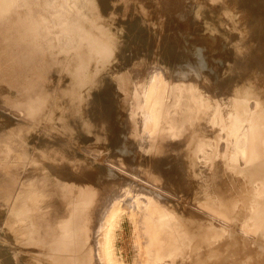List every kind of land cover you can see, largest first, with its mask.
<instances>
[{"label":"rangeland","instance_id":"1","mask_svg":"<svg viewBox=\"0 0 264 264\" xmlns=\"http://www.w3.org/2000/svg\"><path fill=\"white\" fill-rule=\"evenodd\" d=\"M102 1L105 3L104 8L107 10V14L111 12V7L114 10L120 11V16L124 20L120 22L119 25L124 24L125 27V30L121 31L120 35L122 39L124 38V41H127V46H124V41L123 44L121 43L124 47L121 46L118 40L116 43L117 49H115V46L111 47L113 46V43H111L112 45L109 46L111 49L108 50V55L109 59H111V57L113 58V56L114 58L108 62L111 61V64H109L112 66H105L106 70L105 68H103V70L102 68L97 70H100L99 74L109 71L108 73L106 72L108 75L105 74L107 78L108 76H112L108 78L111 80H109V83L111 82L109 85L114 88L111 87L110 90L109 86V90L112 93L110 105L107 107L100 95H95V97L90 100L86 99L85 102L83 101L85 97L83 100H79L80 105H84L83 103H87V105L79 112L80 115L77 116H83L87 114L89 110L94 114L101 108H103L102 112L104 113L102 117L97 118V120H95L96 122L92 124H88V122L84 124L82 122L85 132L93 130L95 126L102 129L115 128L118 141L116 143V148H120L118 150L121 151L123 149L125 152L130 151L139 140V132L140 135H142L141 124L143 122V117L148 114V112L146 113L143 103L145 99L142 97L143 95L145 96L150 82L155 79L153 82H156L157 91L159 88L158 84L163 86L166 81L174 87L179 86L178 90L184 88L185 91V89L190 86L195 91L193 92L194 94L191 93L192 97H198L195 101L197 121L206 122V112L209 110L212 115L217 116L215 119L218 122L220 133H218L219 135H214L215 138L212 136L202 137L198 141L207 151L200 153V155H205V159H201L198 163V165L202 167L201 171L195 172L196 175L200 176H197V181L200 185L198 184V193H195V197L193 196V199L189 201L190 205L200 204V202L205 201V207L208 205L215 210H222L223 218H216L220 220L221 223L216 219H213V221H217L215 223L220 226L219 233L221 234L222 244L225 243L226 245L224 248L218 249L216 240L212 236L203 238V234L198 233L197 235L201 241H205L206 239L210 241L207 245L203 244V249L206 251L204 256L209 260L210 264H264V206L260 204L262 203L261 198L264 195L263 191L260 190V187L264 183L262 181L264 177H261L257 173L258 168L264 167V157H260L261 151L259 150L253 151V156L251 155V150L253 148L258 149L260 146L254 144L255 137L253 136L254 131L251 125V122L257 119H261L260 121H256L258 122L257 127L259 126V133L261 136L259 137L261 139L258 138V143H261V148L264 147V0H240L238 4L223 3L220 0H130L136 10L134 8L129 11L119 6L114 2L115 0ZM5 3L4 6L2 5L3 9L6 7ZM24 3L26 2H23V0H14L9 4L14 19L19 16L25 5H28H24ZM34 3H36V0L33 1L32 4ZM80 7L83 6L80 5L76 8L79 9ZM36 8L37 7H35V10ZM32 10L34 9L30 11L32 12ZM227 10H230V16L227 15ZM92 11H95V7ZM35 12H37V14H34L36 16H28L21 26L23 31L31 32L32 35L37 36V41L39 43L26 44L25 46L23 44L17 54L18 61L12 63L6 61L3 63L4 66L0 65V77H5V82L11 87L9 91L4 89L0 90V156H3V158L0 159V243H2L0 248H3L5 254H8L11 260V253L18 248L19 263L21 264L29 260L27 247L31 248V245L41 242V237H33L37 227L31 224L33 227L32 229L28 224L27 219H29V215L28 217L22 212L20 214L14 212V215L11 217L13 220L6 219V212L12 209V203H15L17 200L18 203H24L28 197L34 194V192L31 191V193L30 190L26 191L25 189L19 190L20 193H17L15 188L14 190H12L11 187V189L9 188V184H11L14 179L16 181L20 178L22 179V174L25 177L32 176L37 179L43 171L38 173L40 169L37 168L36 165L41 166L42 169L46 170L47 174H49L54 173L57 167L65 163L63 161H65L66 156H63L58 149L61 148L60 145L67 146L66 142L73 140L71 136L66 134V130L68 129L70 121L74 118L75 106L77 105L76 94L77 92L79 93L81 91L82 93L84 91L82 94L88 97L91 94H97L99 91L92 88L91 85V81L94 77L92 76L94 75V70H90L92 73L89 71L86 75L83 68L86 63H88L87 61L90 62V59L92 60L95 56L104 55L106 50L104 47H98L97 51L93 52L89 51L88 48H83L84 53L82 54L86 56L83 55L87 61L85 58L83 59L82 55H77L78 58L76 60L80 66L73 70L72 63L75 62V59H70L71 47L68 44H63L64 40L59 36L53 45L55 52L52 53V55H56L55 57L59 61V64L56 66V68H58L57 72L49 76V81L46 80L43 82L44 74L42 73V68L46 66V68H49V66L44 65V62L41 63V61L37 59L36 53L41 52V50L50 49L51 46L48 39L53 32L51 27L56 30L55 32H58V28H62V26L66 27L70 25V28H74L75 31L84 28V25L87 31L88 27L87 23L82 24L80 22L81 20L71 12L48 14L49 18L45 20V22H40L38 20V18L41 19L39 10L37 9ZM33 13L34 12H32V14ZM15 15L16 17H14ZM227 17L232 19L233 24L222 26L224 34L215 35L209 30V26L218 25ZM103 18L104 15H100L96 24L103 27V34L101 33V37H107L105 41L109 43L113 40L108 36L109 27H111L113 22L111 17H105V24L103 23ZM187 21H193V23L189 24ZM46 22L47 25H44ZM12 23L14 25L13 20ZM45 26L50 27L46 29ZM95 32H98V30ZM54 35L55 37L53 38H57V34L53 32V36ZM127 39H129V41ZM105 41L101 42L104 44ZM130 41L133 42L131 43ZM127 47L130 48L128 49ZM136 47L138 49L142 47L141 50L139 49L142 56L139 53H137V55L134 54L136 53ZM120 51L133 52L126 54L127 52L120 53ZM63 52H65V54L67 53L68 57H65ZM2 53L4 56L5 52ZM30 55L32 56L29 58ZM124 55L128 57L126 58ZM145 55L151 58L145 59ZM120 56L123 58H120ZM58 57H61L62 60L60 58L58 59ZM255 58H258V61H256ZM82 59L86 62L84 63L85 65L83 64L84 66L82 65ZM115 59L120 60L116 61ZM80 62L82 63L80 64ZM208 62H211V64H208ZM69 63H71V65ZM64 65L66 67L68 66V69H70L66 71L67 73L64 72L67 70L66 68L63 69V67H65ZM8 66L10 68H8ZM115 66L119 67L115 69ZM239 66H242V71L240 72H242L243 75L240 76V79L244 81L242 84L244 88L248 89L250 84L252 85L251 82H258L262 86V93L260 96L254 97L248 90L242 94H235V90L230 86L227 87V83L220 82V79L223 78L225 81L232 83V87H235L237 82H235L230 74H228L229 77H227L226 74L238 69ZM59 68H62L63 71ZM107 68L110 69L107 70ZM60 71L61 73L58 74ZM75 71H77V75L81 77V79L75 78L72 80ZM97 71L94 73H98ZM111 71L113 75L109 74ZM56 73L58 75H56ZM155 74L158 80L153 77ZM83 76L85 77L83 78ZM67 78L70 80L68 81ZM79 79L80 81H78ZM58 80L59 82H57ZM249 80H251V82ZM162 81H164L163 84L160 83ZM176 81H178V83L180 82V85ZM183 83H185L184 86H182ZM39 84L42 88L48 89L49 93L46 96L38 98L33 95H31L32 98L26 97L30 91L39 87ZM115 84L120 87L119 89L121 92H117L118 88H115ZM86 85L89 86L87 87ZM194 87L196 88L194 89ZM114 90L116 92H114ZM181 90H179V92H181ZM167 92H163V94L166 95L163 98L164 104L166 105L170 99V92ZM49 97L56 100L58 106L57 112L59 111L60 113L58 112V114L61 116L59 115L57 118L54 116H46V101ZM14 98H20L21 100H27L28 98L31 101L29 104L23 102L19 104L20 107H15L10 104V102L13 103L12 100ZM237 101L240 105L237 104ZM140 105H142V107ZM121 106H124V108L121 109ZM25 107L28 109H26V112L37 111L39 116L35 119L24 118L22 109H25ZM166 109L167 107L165 106L161 111L165 113ZM128 116L131 118V120H129L133 121L131 122L132 124L129 123ZM148 116L153 120L151 122H154L152 116L149 114ZM164 119L168 121L165 120L164 124V121H162L163 118L161 119L162 129L169 127L173 123L165 116ZM209 124L215 125V120ZM151 126L153 127V124ZM43 127L44 129H41ZM138 127L139 129H137V131L139 130V132L135 129ZM36 128L37 130L34 131ZM240 131L241 134H239ZM136 135H138L137 138ZM148 135L149 138L148 136L146 137L148 140L156 139V137L154 138L155 135L153 137L150 133H148ZM150 142H152V140H150ZM210 144H215L216 149H211L210 151L208 148ZM91 145L92 144H88V142H83L81 147L78 146L79 149L77 154L81 156L83 161L85 160L88 162V159L85 158L88 156L90 160H92V158L94 159V152L96 151L97 155L95 158H97V160L95 159V161H97L96 164L101 167L99 173L108 175V168L104 165L106 162L103 160L107 156V146L103 145L102 150L104 151H99L96 147ZM101 148L102 145H100V149ZM147 154H154L157 156V152L151 149H149ZM218 154L220 158H217ZM85 155L87 156L84 157ZM173 155H166L167 160L165 165L163 164L165 161H161V159L157 160L156 163L159 165L160 171H166L168 165L172 168L174 164L178 163L177 161L180 162V157H177L175 154ZM249 155H251V159ZM52 156L53 159H51ZM206 156H209V159ZM108 157L109 155L107 158ZM124 159L125 158L121 159L119 157L115 159V162L121 164L126 163ZM101 160H103V162ZM252 160L257 161L254 162ZM251 161L253 163H250ZM119 163L115 164L118 165ZM9 164H16V166L21 165V168H19L21 170L19 172L12 170L8 167ZM171 168H169V171L172 174L175 173V170ZM128 170V172L131 173L130 177L128 176L129 178L132 177V180L138 179V177H135L137 176L136 173L133 175V172H130V170L135 171V169ZM59 171L60 174H58V172L55 173L59 176L64 174L62 168ZM126 172L124 171L122 173L128 174ZM91 175L93 177L94 173H91L90 176ZM92 177L89 179H92ZM110 178H113V175H111ZM81 180L82 177H80L79 181ZM129 180L130 179H128V181ZM161 180L164 181V179ZM185 180H178L179 185L177 184L178 187H176V190L179 189L177 191L174 190V196H177L175 200H172L173 198L170 199L171 197L169 199L166 198L164 194L157 192L143 182H138L139 185L136 183L137 185L134 186V191L135 194L141 193L140 195H148V193H152L153 195L155 193L154 195L157 194V197H162L164 200L167 199V202L175 201L176 203H181L182 199L188 196L189 198L191 197L190 194H185L182 191L183 189L185 190V188L189 191L192 190L191 187H189L191 183L189 177H187V179L185 178ZM202 180L205 182L203 183ZM38 184L41 193L46 196V201L41 204L37 203L36 212L44 213L48 212V210H53L54 204L52 203L54 202L53 196L55 194L47 191L40 181H38ZM184 184L188 187H184ZM78 187V185H75L73 189L76 190ZM144 189L148 191V193H146ZM220 196L223 199L222 204L217 202ZM205 197L206 199H204ZM178 198L179 200H177ZM194 198L197 199L194 200ZM176 203L173 204L176 206ZM185 205L186 204H183L184 208L182 211L186 212V214L192 213L195 216V222H197L201 214L199 213L201 212L199 211V207L195 206V208L191 207L189 209ZM79 212L80 210L76 214ZM75 215H73V217H75ZM129 215L127 210L121 212L114 238L115 254L126 264H132L134 260H138L140 257L139 247L141 243L140 237L138 236L139 233H137L138 230H136L135 223ZM179 215L182 216V213H179ZM196 215L198 216L196 217ZM202 216L208 219V216L203 214ZM198 224L200 225V223H193V225ZM162 226V223L156 224L158 232L159 228ZM179 227L180 230L183 231L184 226L181 225ZM14 234L19 236L13 240L12 237L10 240L9 238L5 240L4 236H14ZM158 238L160 241L164 240L163 236H159ZM19 241L25 246L22 247L21 250L17 247L20 244ZM197 246H201V243L198 242ZM236 254L239 255L238 258H235ZM217 256H219V261ZM42 258L49 257L46 254ZM42 258L40 257L38 260ZM256 259L257 261H255ZM30 260L36 259L32 258ZM259 260H261V262H259Z\"/></svg>","mask_w":264,"mask_h":264},{"label":"bare ground","instance_id":"2","mask_svg":"<svg viewBox=\"0 0 264 264\" xmlns=\"http://www.w3.org/2000/svg\"><path fill=\"white\" fill-rule=\"evenodd\" d=\"M13 1L14 0H0V65H3V63L6 61L11 62V63L18 61L17 54L19 53L23 44L25 46L26 44H38L39 43L37 41L38 39L37 36L32 35L31 32L23 31L22 26H21V24L24 23V21L27 19L28 16L34 15L35 13L37 14V12H35L37 9L40 12L39 14L41 15V19L38 18L40 22H45V20L49 18L48 14H54V13L57 14L60 12L62 13L71 12L75 14V16H77L81 20L80 22L82 24L87 23V27H88L87 31L85 29V25H84V28H81L79 31H75L74 28L71 29L70 25L66 27L62 26V28H58V32H55L56 30L53 27H51L54 34H57V38H53L55 37V35L53 36V32H52L51 37H49L48 39L49 44L51 46L50 49L41 50V52L36 53L38 57L36 58L40 60L41 63L44 62L45 63L44 65L49 66V68H46L47 66L42 68V73L44 74V76H43V80L42 79L41 80L43 82H45L46 80L49 81L50 80L48 79L49 76L50 75L52 76L53 74H55V72H57L58 68H56V66L59 64V61L56 59L55 57L56 55H52V53L55 52L53 49L54 48L53 45L55 44L59 36H61V38L64 40L63 44H68L71 47V53H70L71 58L70 57L69 58L75 59V62L72 63L73 70L77 69L78 66H80L78 65L79 63L77 62L76 59L78 58L77 55L78 56L82 55L83 57L84 55L82 54L84 53L83 48H88L89 51H93V52L97 51L98 47L106 48L105 50L106 55L104 54V55L95 56V58L93 57L92 60L90 59V62L86 60L85 58L86 56L84 55L85 57H83V59L85 58V60L88 63H86L82 59L83 63L80 62V64L81 63L82 65L84 63H86V65L88 64L87 66L84 64L86 67L83 65L84 73L86 75L92 69L94 70V72H96L98 69L102 68L103 70L105 66L107 65L109 66L111 64V61L108 62L109 60H112L114 58L113 56V58L111 57V59H109V55H108V50L111 49L109 47L112 45L111 43H113V46L111 47L115 46V49H117L116 43L118 42V40L120 41V44L121 43L123 44L124 38L122 39L120 34H121V31L125 30V27H124V24L119 25V23L122 22L124 19L120 16V11L114 10L112 9V7H111V12L107 14V10L104 8L105 3L102 0H36V3L34 4L32 3L35 0H23V2H26L24 3V5L25 4H28V5L27 6L25 5L23 10L20 12L19 16H17V18L15 19L13 18V12L10 10V5H9ZM220 1H222L223 3H229V4H238L240 2V0H220ZM114 2H116L119 6H121L123 9H126L128 11L130 9L135 8L130 0H120V1L115 0ZM4 3L6 4L5 9H3L2 7V5L4 6ZM80 5L83 7H80L79 9H77L76 7ZM35 7H37L36 10H35ZM94 7H95V11H92ZM31 9L35 10V11L32 10V12H34L33 14L30 11ZM100 15H104V18L111 17L112 22H113L111 27H109V34H108V36L112 38L113 40L109 43H106L105 41L107 37H104V36L101 37L103 27L96 24V21L98 20ZM227 15L230 16V10H227ZM14 17H16V15ZM104 18H103V23L106 24ZM11 19L14 21V25ZM189 21H187L189 24L193 23V21L191 22ZM232 24H233L232 19L227 17L224 20H222V23L215 25V26H211V27L209 26L208 28L210 31L213 32V34L222 35L224 34V29L222 28V26H228ZM44 25H47V22ZM49 27L45 26L46 29H48ZM12 30H13V33H12ZM96 30H98V32H95ZM127 40L129 41V39ZM101 41H105V43L103 44ZM124 42H125L124 46H127L126 45L127 41L125 40ZM122 44L121 46H123ZM127 48L129 49L130 47H127ZM139 49L138 48L136 49L138 52L134 49L136 52L134 53L135 55H137V53L140 54L141 52L140 50L142 49V47L140 50ZM2 52H5L4 56ZM121 52L123 51H120V53ZM126 52H123V53H126ZM129 52L132 53L133 51L132 52L129 51ZM129 52H127L126 54H128ZM63 53L65 57H68L67 53L66 54L65 52ZM31 56L32 55H30L29 58ZM147 56L145 55L146 57L145 59L151 58ZM127 57L128 56H126V58ZM59 58L61 59V57H58V59ZM120 58H123V57L120 56ZM257 59L256 61H258ZM119 60L120 59H117L116 61H119ZM62 64H65V63H62ZM69 64L71 65V63ZM208 64H211V62H208ZM118 67L119 66H115L114 68L116 69ZM8 68L10 67L8 66ZM64 68L67 69L64 72L70 70L68 69V66L63 67V69ZM108 69L110 68H107V70ZM60 70L63 71L62 68ZM61 71L58 74H60ZM92 71L90 72L92 73ZM99 71H97L98 73L96 74L93 72L94 75L92 76L94 77L92 81L90 79L92 88L99 90L98 93L93 94V95L91 94L88 97L82 94L84 91L82 93L81 91L79 93L77 92L76 94L77 105L75 106L74 118L72 119V121H70L68 125V129L66 130V134L71 136L73 140L69 139L70 141L66 142L67 146L60 145L61 148L58 149L63 154V156H66V157H65V161H63L65 163L64 164L62 163L59 167H57L55 172H58V174H60L59 170L62 168V171L64 170L63 172L64 174H62L61 176L57 175V173L55 172L47 174L46 170L42 169L41 166L36 165L37 168L40 169L38 173L43 171V173L41 172L40 176H38L37 179L33 178L32 176L25 177L22 174V177H23L22 179L19 177L20 179H18V181L14 179V181L11 184H9V188L11 187L12 190H14L15 188L17 193H20L19 190H23V189H25L26 191L30 190V192L31 191L34 192V194L28 197L24 203H18V200L15 203H12V209H10L11 213L10 211H8L6 212V215H5L6 219L8 220L11 219V217L14 215V212L17 214L18 213L20 214L22 212L23 214H26V216L29 215L30 216V217L28 216L29 219H27L26 217L28 224L30 226L31 224H33L37 227V229L34 228L36 230H35V233L33 231L34 236L33 234L32 236L41 237L40 238L41 242L31 245V248L26 246L28 248L29 260L24 262V264H126L123 260H120L121 258L119 259L116 256L115 251H114L115 230L118 226V221L120 219V215L123 210L124 211L127 210L128 213L130 214L129 216L132 217V220L135 223V226L137 228L136 230H138L137 233H139L138 236L140 238L139 237L138 238L141 240L140 247H139L140 257L138 258V260H134L132 264H210L209 260L204 256L206 251L203 249V244L207 245L210 241L208 239H206L205 241H201V239H199L197 234L198 233L203 234V238L212 236L216 240L217 248L218 249L219 248L222 249V247L224 248L226 244L225 243L222 244L221 234L219 233L220 226L217 223H215L217 221H220L216 218H220L223 216L222 210H215L213 209V207H209L208 205L205 207V201L200 202V204H196V205L193 204L194 206L192 204L190 205L189 201L193 199V196L195 197L196 195L195 193H198L197 188L200 185L199 182L197 181L198 175L195 174V172H200L202 168L201 166L198 165L199 161L201 159L203 160V158L205 159V155H200V153H204L205 151H207L205 150L206 148L200 145L198 141L202 137L212 136L215 138L214 135L219 133L218 122L215 119L217 116L212 115L210 111L207 110L206 117H205L206 122H203V121L198 122L197 117H196L197 114L195 111L196 109L195 101L196 99H198V97L196 96L192 97V94H191L195 91L190 86H188L189 88H186L185 91L183 88L182 90L179 89L181 90V92H179L178 90L179 86L174 87L168 81H166L165 83L164 81L160 82L164 84L163 86L161 84H158L159 88L157 91L156 82H153L155 81L154 78L157 77L155 74L153 75L154 80L150 82V84L147 87V90L145 89L146 90L145 96L143 95L142 97L143 99H145L143 103H144L146 113L148 112V114L152 116V119H154V122H151L153 120L149 118L148 114L147 115L145 114L146 116L143 117V122L141 124L142 125V129H141L142 135H140L139 130L137 131V129H139L140 126L138 128H135L136 131L139 132V138H138L139 140L134 145V147L131 149L132 151L130 150V151L125 152L122 149L123 151L122 152L121 150H118L120 148L118 149L116 148V143L118 141H117V135L115 134V128L102 129V128H99L98 126H95L93 130H89L86 132L84 130L83 123L85 124V122H88V124L89 123L92 124L96 122L95 120H97V118L99 117H102V115L104 114L102 112L103 108L98 109L96 111L97 113H94V114L91 113V111L89 110L87 114H84L83 116H77V115H80L79 112H81L87 105V103H83L84 105L79 104V100L80 99L83 100L84 97L85 99L83 101L85 102L86 99L90 100L91 98L93 99L95 95H98V96L100 95L104 101V104L107 107L111 103L112 93L110 90H111V87L113 88V86L109 85L111 82L109 83L110 79L108 78L112 76L110 77L108 76L107 78V75H108L107 73L109 71H106L107 73L103 71L104 73L101 72L100 74H99ZM240 71H242V66H239L238 69L226 74L227 77H229L228 74H230V76L234 78L235 82H237L235 87H232L233 86L232 83H230L229 81L228 82L225 81L223 78H221L220 79L221 81L220 80L219 81L223 83H227L226 84L227 87L230 86L233 90H235V94H242L243 92L248 90L250 94H252L254 97L260 96V94L262 93L261 84L258 82H255L254 80H252L254 82H251V80H249L252 83V85L250 84L249 88L245 89L244 86L242 85L244 81H241L240 79V76L243 75V73ZM245 72H246V69H245ZM111 73L112 71L109 74L113 75ZM58 74L56 73V75ZM85 76H83V78ZM220 77H223V76H220ZM75 78L81 79V77L77 75V71H75L72 77V80H74ZM80 79L78 81H80ZM69 80L70 79H68V81ZM5 81H6L5 77H0V90L4 89V90L9 91L11 87ZM57 82H59V80ZM176 82L178 83V81ZM77 85H78V82H77ZM184 85L185 83L182 84V86ZM109 86H110V90H109ZM116 86L117 84H115V88H118V90L116 89L117 92L118 93L121 92L119 89L120 87L119 86L116 87ZM195 88L196 87H194V89ZM164 91L170 92L169 93L170 99L167 105L164 104V101H163L164 96H166L165 94H163ZM114 92L116 91L114 90ZM48 93H49L48 89H45L44 87L42 88L39 84V87H36L34 90L30 91L28 93V96L26 97L32 98L31 95H33L38 98V97L46 96ZM12 101L13 103L10 102L11 106L20 107L19 104L23 102H25L26 104H29L31 100L28 98L27 100H21L20 98L19 99L14 98ZM46 104H47V107L45 109L46 116H54L55 118L59 117L60 114H58L59 111L57 112L58 106H57L56 100L49 97L46 101ZM237 104L240 105L238 101H237ZM137 106H136V109H137ZM140 106L142 107V105ZM165 106L167 107V109L165 110L166 112L164 111L165 113H163L161 109ZM121 107H120L121 109L124 108V106H121ZM26 109L27 107H25V109H22L24 118L35 119L36 117L39 116L37 111L35 112L27 111L26 112ZM164 116L167 119L169 118V121L173 123L169 127L162 129L161 119L163 118L162 121H164V124L166 120L164 119ZM129 119L131 120L130 116H128V120ZM214 120H215V125L209 124L213 122ZM260 120L261 119H257L251 122L253 131H254L253 136L255 137L254 144L257 146L258 145L261 146V143H258L259 142L258 138L261 136L259 133V126L257 127L258 122H256ZM131 122L133 121H130L129 123ZM151 123L153 124V127L151 126L152 125ZM41 129H44V127ZM36 130L37 128L34 131ZM241 131L239 134H241ZM148 133H150V135L152 134V137L155 135L154 138L156 137V139L155 140L150 139L152 140V142H150V140L146 138L147 136L149 138ZM46 136H47V133H46ZM137 136L138 135H136V138ZM83 142L85 143L88 142V144H92L91 146L96 147L99 151L103 149V145L107 146L106 147L107 154L106 153L105 154L107 156L109 155V157L107 158L106 156V158L103 160H105L104 162H106L104 165L107 166L108 168V175L107 174L102 175L101 173H99V170L101 169V167L100 165L96 164L97 161H95V159L97 160V158H95V156L97 155L96 151L94 152L95 156H94V159L92 158V160L88 158L87 156L88 154L84 156V157L87 156L85 159H88V162L85 160L83 161L81 156L77 154V151L79 147H81ZM100 145H102L101 149H100ZM259 147L258 149L253 148L251 150V155L253 156V151L259 150L261 151L260 157L263 158L264 157V147L263 148L260 147L261 149ZM208 148L210 149V151L211 149L214 150L216 149V145L210 144ZM149 149L157 152V156H155L154 154L152 155L147 154ZM217 153H218V150H217ZM173 154L177 155V157L178 156L180 157L179 160L181 164L179 161H177L178 163L174 164L172 168L167 164L168 166L167 165L166 166L168 167V169L166 171H160L159 165H157L156 163L157 160L161 159V161H165L163 162V164L165 165L166 160H167L166 155H173ZM251 155H249L250 159H251ZM119 157L121 159L125 158L124 160H126V163L121 164L119 162H115V159ZM206 157L209 159V156H206ZM1 158H3V156H0V159ZM217 158H220L219 154ZM51 159H53V156ZM103 160L101 161L103 162ZM252 161L250 163H253ZM115 163H119V164L116 165ZM16 164H9L8 167L11 168L12 170L19 172L21 170L19 169L21 168V165L16 166ZM169 168L175 170V173H173L174 175L169 171ZM128 169H135V171L130 170V172H133V175L134 173H136L137 176L135 177L136 178L138 177L139 180L138 179L132 180L131 179L132 177L129 178L131 173L128 172L129 171ZM124 171L128 174L122 173ZM91 173H94L93 177L92 175L90 176ZM257 173L261 177H264V167L258 168ZM111 175H113V178H110ZM89 176L92 177V179H89L90 178ZM80 177H82L81 181H79ZM187 177H189V180L191 182L189 184V187H191L192 190L189 191L186 188L185 190L184 189L183 190L181 189V190L185 194H190L191 197L189 198V196L186 195L188 197H186L185 199H182L181 203H176L175 201L167 202V199L164 200V198L162 199L161 196H160L161 198H159L157 197V194L154 195L155 193L152 195V193L151 194L148 193V191H146L145 189L144 190L146 191V193H148V195H140L141 193L140 194L138 193L139 194L138 195V194H135V191H134L135 190L134 186L137 185L136 183L143 182L145 185L147 184L148 186L155 189L157 192L164 194L166 198L169 199L171 197L170 199L173 198L172 200H175L177 196H174V192H175L174 190H176V187H178L177 186L178 182L184 181L185 178L187 179ZM128 179L130 180L128 181ZM161 179H164V181ZM37 180L40 181L44 185L47 191L55 194L53 196L54 202L52 203L54 204L53 210H48V212H44V213L36 212L35 209H36L37 203L41 204L44 201H46V196L41 193L40 186ZM262 181L264 182V180ZM202 182L204 183L205 181L202 180ZM75 185L79 186L78 189L76 190L73 189ZM183 186L188 187L186 186V184H184ZM260 190L263 191V194H264V183L260 187ZM263 197L261 198L262 203L260 204L264 206ZM196 199L197 198H194V200ZM204 199H206V197ZM177 200H179V198ZM217 202L221 204L223 203V199L221 196ZM173 203H176V206ZM183 204H186L185 206L188 207L189 209L191 207L195 208V206L199 207V211H201V212L198 211L199 213H201L199 216L200 220L197 219V222H195V216L192 213L186 214V212H183L182 211V209L184 208ZM79 210L80 212L76 214ZM179 213H182V216L179 215ZM202 214L208 216V219L205 216H202ZM73 215H75V217H73ZM197 216L198 215H196V217ZM213 219H216L217 221L214 222ZM157 223H162L163 225L161 228H159V232L156 228ZM193 223H200V225L199 224L193 225ZM20 224H23V223H20ZM181 225L184 226L183 231L180 230L179 226ZM17 234H14V236L13 235L4 236L5 240H7V238H9L10 240L11 237H12V240L15 239L17 238V236H19ZM159 236H163L164 240L160 241L158 238ZM198 242L201 243V246H197ZM19 243H18L19 246L17 247H19V249L21 250V248L25 246L22 244L21 241H19ZM1 244L2 243H0V245ZM18 254H19L18 248L16 250H13V253H11V257L13 260L12 261L10 257L8 256V254H5L3 248H0V264H21L19 263L20 261H19ZM46 254L48 255L49 258H42ZM40 257L42 259L38 260V258ZM217 257L219 261V256ZM238 257L239 255L236 254L235 258H238ZM32 258L36 260H30ZM255 261H257V259ZM259 262H261V260H259Z\"/></svg>","mask_w":264,"mask_h":264}]
</instances>
